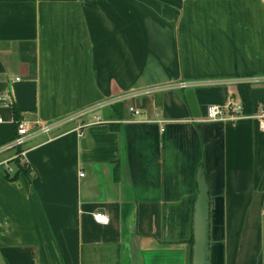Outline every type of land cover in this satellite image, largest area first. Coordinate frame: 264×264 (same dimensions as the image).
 <instances>
[{
  "label": "crops",
  "instance_id": "crops-1",
  "mask_svg": "<svg viewBox=\"0 0 264 264\" xmlns=\"http://www.w3.org/2000/svg\"><path fill=\"white\" fill-rule=\"evenodd\" d=\"M0 64V264H192L202 184L210 264H264L256 119L197 122L185 91L159 90L9 150L17 103L1 100L35 82L37 109L19 116L50 122L182 80L264 77V0H0ZM239 87L194 88L202 117ZM129 105L167 123L127 122Z\"/></svg>",
  "mask_w": 264,
  "mask_h": 264
},
{
  "label": "built area",
  "instance_id": "built-area-1",
  "mask_svg": "<svg viewBox=\"0 0 264 264\" xmlns=\"http://www.w3.org/2000/svg\"><path fill=\"white\" fill-rule=\"evenodd\" d=\"M19 81V79L17 80ZM264 84V77L257 78H241V79H227V80H212V81H197V80H182L179 82H173L168 85H165L160 88L145 90L140 93H135L131 95L118 96L110 99L103 100L95 105L81 110L78 113L71 114L59 119L52 120L50 122H30L27 120H21L18 122H14L16 125V136H14L13 141L7 149H17L24 147L28 142L36 139H46L47 141L54 140L57 137V134L67 127H71L69 132L67 133H79L86 128H89L94 125H105L110 123L103 116V112L109 110V108H114L119 104H124L125 102L134 99L135 97L140 96L141 94H149L162 91H185L188 89H194L197 87H205V86H241V85H249V86H257ZM2 102L6 106H13L15 104V96L13 94H4L1 97ZM129 120L127 122H142V123H158L165 125L167 122L164 120H142L143 112L138 109L134 105H129L128 108ZM92 119H90V117ZM245 118H254L260 123V127L264 130V110L259 111L253 115H245L243 104L241 100H238L234 93L230 95V100L227 106H210L206 110V115L200 119H197V122H220V123H232L238 120H242ZM3 122V119L0 118V123ZM164 131V128L162 129ZM56 134V135H55ZM26 152L21 151L12 157V162L19 160L20 157H24ZM1 166V165H0ZM82 177L84 175H81ZM95 220L99 224H108V217L102 213L98 212L95 215Z\"/></svg>",
  "mask_w": 264,
  "mask_h": 264
},
{
  "label": "water",
  "instance_id": "water-1",
  "mask_svg": "<svg viewBox=\"0 0 264 264\" xmlns=\"http://www.w3.org/2000/svg\"><path fill=\"white\" fill-rule=\"evenodd\" d=\"M15 100L18 109L22 113L35 112L37 109V90L35 82L18 81L13 86ZM193 117L200 119L196 91L194 89L185 90ZM251 99L254 114L258 113L260 105L264 109V88H255L251 91ZM193 228L194 244L192 247V264H210V205L207 189L202 184L200 196L196 204Z\"/></svg>",
  "mask_w": 264,
  "mask_h": 264
},
{
  "label": "trees",
  "instance_id": "trees-1",
  "mask_svg": "<svg viewBox=\"0 0 264 264\" xmlns=\"http://www.w3.org/2000/svg\"><path fill=\"white\" fill-rule=\"evenodd\" d=\"M3 71V68L0 64V73ZM251 87L249 85H241L239 87V96L241 98L242 104H243V109H244V114L245 115H253V104H252V99H251ZM15 113L16 115H18V117L16 118V122L21 121L22 119L20 118L19 114V110L17 105H15ZM125 110L124 104H119L117 106H115L113 108V112L115 111L117 114L118 113H123ZM14 131H15V136H16V125L14 124ZM17 161V160H16ZM16 167L25 171L26 170V164L22 165L19 160L16 163ZM11 180H15V178H12ZM194 244V242H192V245Z\"/></svg>",
  "mask_w": 264,
  "mask_h": 264
},
{
  "label": "rangeland",
  "instance_id": "rangeland-1",
  "mask_svg": "<svg viewBox=\"0 0 264 264\" xmlns=\"http://www.w3.org/2000/svg\"><path fill=\"white\" fill-rule=\"evenodd\" d=\"M109 112H113V108H109L108 110ZM93 116L90 117V119H92Z\"/></svg>",
  "mask_w": 264,
  "mask_h": 264
}]
</instances>
